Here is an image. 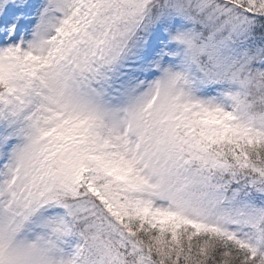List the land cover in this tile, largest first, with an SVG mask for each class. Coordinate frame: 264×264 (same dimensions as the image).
Instances as JSON below:
<instances>
[{
  "label": "snow or ice",
  "instance_id": "6c2138e0",
  "mask_svg": "<svg viewBox=\"0 0 264 264\" xmlns=\"http://www.w3.org/2000/svg\"><path fill=\"white\" fill-rule=\"evenodd\" d=\"M0 264H264V0H0Z\"/></svg>",
  "mask_w": 264,
  "mask_h": 264
}]
</instances>
